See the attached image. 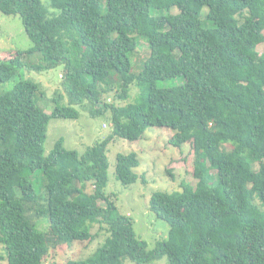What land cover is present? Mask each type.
<instances>
[{
	"label": "trees",
	"instance_id": "trees-1",
	"mask_svg": "<svg viewBox=\"0 0 264 264\" xmlns=\"http://www.w3.org/2000/svg\"><path fill=\"white\" fill-rule=\"evenodd\" d=\"M0 12L20 18L29 53L40 55L36 69L63 67L67 97V106L54 97L47 114L34 82L18 80L0 92V261L44 264L50 248L93 240L90 228L98 224L108 234L103 243L89 258L66 264L163 257L168 264H264V53L257 51L264 0H0ZM139 38L149 54L134 74L130 56ZM23 54L0 59V84L23 68ZM180 77L178 87H157ZM133 84L134 103H108L111 94L126 100ZM74 106L92 117L109 112L112 134L83 153L61 138L45 155L50 119L76 120ZM153 127L173 131L170 146L189 145L183 162L190 161L195 183L151 195L149 209L169 232L147 251L131 218L105 193L106 152L110 140L135 142ZM138 166L136 153L118 154L116 179L146 183L134 172ZM37 172L41 193L31 181ZM34 217L47 222L45 231Z\"/></svg>",
	"mask_w": 264,
	"mask_h": 264
},
{
	"label": "rangeland",
	"instance_id": "rangeland-1",
	"mask_svg": "<svg viewBox=\"0 0 264 264\" xmlns=\"http://www.w3.org/2000/svg\"><path fill=\"white\" fill-rule=\"evenodd\" d=\"M172 13H177L172 9ZM205 9L203 14H206ZM139 46L130 56L133 68L132 72L138 74L142 63L149 54V48L144 38H139ZM32 43L25 33L22 22L18 16H7L0 12V59H9L18 52L24 53L21 57L23 68L9 82L0 84V92L10 90L18 80H28L40 86L38 105L45 108V113L51 114L55 107L52 102L54 97L61 95V106H67V97L62 87L63 67L58 66L52 70H38L42 65L39 54H30ZM259 53H264V41L257 46ZM182 77L157 83L161 89L175 88L183 84ZM42 92V94H41ZM138 94V89L133 84L130 87L128 98L124 101L114 100L113 94L106 99L108 103L117 106L132 104ZM79 116L73 119H50L44 142L45 155H48L59 139H63L65 148L77 150L83 153L87 148L93 147L112 134L110 113L92 117L80 106H74ZM173 131L167 128H148L142 139L129 142L128 140L114 138L107 146L108 160V184L105 193L115 203L118 212L123 216H129L133 222L135 237L145 242L146 250L153 251L159 244L166 241L169 225L155 217L150 211L148 201L154 192L173 193L180 191V184L185 182L194 185L195 181L190 176V161L184 164L183 159L190 155L188 144L182 148H175L168 144ZM227 148V147H226ZM137 154L139 166L134 169L138 176H144L146 183L141 181L125 186L116 179L115 164L118 154ZM187 169V170H186ZM186 170V171H185ZM167 171L173 174L170 177ZM186 173H189L187 175ZM32 185L37 193H41L44 187L43 174L34 173L31 178ZM88 192L91 186L87 188ZM259 205L258 200L255 201ZM101 206V202L98 203ZM261 207V206H260ZM264 210V206L261 207ZM39 231L47 229V222L43 219L33 218ZM105 229H100L98 224L90 228L95 238L91 241L74 242L70 246L61 245L50 248L44 257V264H66L69 260H85L92 256L96 249L103 243L108 235ZM0 264H7L6 260ZM124 264H133L125 262ZM150 264H168L163 257Z\"/></svg>",
	"mask_w": 264,
	"mask_h": 264
}]
</instances>
